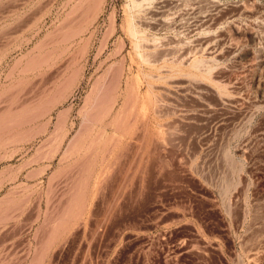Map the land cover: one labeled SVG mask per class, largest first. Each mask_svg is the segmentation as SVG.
<instances>
[{
	"label": "rangeland",
	"instance_id": "1",
	"mask_svg": "<svg viewBox=\"0 0 264 264\" xmlns=\"http://www.w3.org/2000/svg\"><path fill=\"white\" fill-rule=\"evenodd\" d=\"M0 264H264V0H0Z\"/></svg>",
	"mask_w": 264,
	"mask_h": 264
}]
</instances>
